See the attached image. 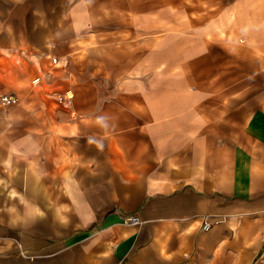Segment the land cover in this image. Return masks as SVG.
<instances>
[{
    "label": "crops",
    "instance_id": "crops-1",
    "mask_svg": "<svg viewBox=\"0 0 264 264\" xmlns=\"http://www.w3.org/2000/svg\"><path fill=\"white\" fill-rule=\"evenodd\" d=\"M5 93L0 264H264V0H0Z\"/></svg>",
    "mask_w": 264,
    "mask_h": 264
},
{
    "label": "built area",
    "instance_id": "built-area-1",
    "mask_svg": "<svg viewBox=\"0 0 264 264\" xmlns=\"http://www.w3.org/2000/svg\"><path fill=\"white\" fill-rule=\"evenodd\" d=\"M51 61L53 64H58L60 62L57 57H52ZM33 81L34 82L39 81V77L35 78ZM63 99H64V96L62 94L58 95V101L62 102ZM0 100L4 104H16L18 102V98L15 95L9 94V93L1 94ZM128 220L132 223L141 222L140 218L138 216H135V215L129 216ZM204 227L207 228L208 224H204Z\"/></svg>",
    "mask_w": 264,
    "mask_h": 264
}]
</instances>
